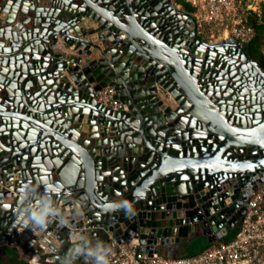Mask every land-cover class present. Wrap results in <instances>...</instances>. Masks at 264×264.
<instances>
[{"label": "water", "instance_id": "95a60500", "mask_svg": "<svg viewBox=\"0 0 264 264\" xmlns=\"http://www.w3.org/2000/svg\"><path fill=\"white\" fill-rule=\"evenodd\" d=\"M2 11L0 245L58 264L43 233L16 224L20 188L43 190L45 181L78 227L107 242L139 241L150 254L179 252L197 227L231 232L240 187L248 196L264 181V70L247 44L205 41L172 0H0ZM241 83L261 102L246 118L234 117L235 93L224 91ZM107 85L127 109L96 100ZM249 102L233 111L251 113ZM212 130L221 133L213 142ZM122 199L134 215L107 207ZM68 231L46 229L60 250Z\"/></svg>", "mask_w": 264, "mask_h": 264}, {"label": "built area", "instance_id": "2783aa9c", "mask_svg": "<svg viewBox=\"0 0 264 264\" xmlns=\"http://www.w3.org/2000/svg\"><path fill=\"white\" fill-rule=\"evenodd\" d=\"M187 1L191 2L194 7L201 2L200 8L203 10V16L193 13L199 34L202 20L215 21L223 17L227 10L236 6L235 0ZM259 1L264 3V0ZM254 34V27L248 24L240 25L239 28L234 29L233 38L242 44H247ZM116 94V88L111 85L101 87L94 92L96 100L103 106L112 110L127 109V105L117 98ZM251 186L252 184L249 185ZM244 190L247 188L240 187V191ZM242 192L238 198L232 200L241 201L232 214L236 211H241L242 214L233 228L236 232L230 239L219 241L230 232L219 238L217 230L212 229L211 232H207L210 243H212L210 246L195 254L176 256V253L169 254L167 250H157L150 254L139 241L120 242L111 237L109 242L112 248L110 264H264V181L248 196ZM230 218L231 216L222 222L223 226L227 225Z\"/></svg>", "mask_w": 264, "mask_h": 264}, {"label": "clouds", "instance_id": "9594fccd", "mask_svg": "<svg viewBox=\"0 0 264 264\" xmlns=\"http://www.w3.org/2000/svg\"><path fill=\"white\" fill-rule=\"evenodd\" d=\"M41 188L39 183L31 182L25 183L20 188L19 202L16 207V224L23 229L30 228L35 234L43 233L45 238L40 242L59 251L58 264H78L81 260L84 264H110L111 245L78 227L73 222L75 214L61 209L54 199V194L60 191L59 187L45 181L43 190ZM142 194V192L138 193V195ZM107 207L123 210L125 214H135L134 204L127 199L115 201ZM53 222L69 229L68 247L65 250H60L56 240L46 233V229Z\"/></svg>", "mask_w": 264, "mask_h": 264}, {"label": "rangeland", "instance_id": "374dc122", "mask_svg": "<svg viewBox=\"0 0 264 264\" xmlns=\"http://www.w3.org/2000/svg\"><path fill=\"white\" fill-rule=\"evenodd\" d=\"M172 1L175 4H178L177 0ZM235 2V8L227 10L223 17H220L212 22H208L206 20L201 21L199 34L201 38L207 42L213 43L229 39L233 37L235 28H239L240 25L248 24L247 19L250 15V10L261 13L262 3L259 0H235ZM200 5L201 2H198V6L195 7V11L193 13H198L203 16V10L200 8ZM179 8L186 11L181 4L179 5ZM231 234H233V231H231L228 235ZM209 242L210 240L208 236L205 235L200 228H194L191 235L182 237L180 243L181 249L176 253V256L195 254L209 244Z\"/></svg>", "mask_w": 264, "mask_h": 264}, {"label": "trees", "instance_id": "16d2710c", "mask_svg": "<svg viewBox=\"0 0 264 264\" xmlns=\"http://www.w3.org/2000/svg\"><path fill=\"white\" fill-rule=\"evenodd\" d=\"M183 8L190 13L195 11V7L187 0H177ZM248 25L254 27L255 34L250 42L247 43L248 52L252 59H254L264 70V3L261 4V13L250 10V15L247 19ZM233 234L226 235L219 241L230 239L236 232L232 230ZM209 242L204 248L210 246ZM80 262V261H78ZM0 264H51L41 262L35 258V253L29 249L18 246L16 244L0 245Z\"/></svg>", "mask_w": 264, "mask_h": 264}, {"label": "bare ground", "instance_id": "6f19581e", "mask_svg": "<svg viewBox=\"0 0 264 264\" xmlns=\"http://www.w3.org/2000/svg\"><path fill=\"white\" fill-rule=\"evenodd\" d=\"M236 61H239V60H236ZM209 72H206V73H209V76L211 75L210 73L212 72V69H209L208 70ZM216 72L217 71H219L218 69L217 70H215ZM216 74V73H215ZM239 76H241V75H239ZM239 79H240V77H239ZM231 89H232V91H231ZM245 89H247L246 91H245ZM224 91H225V93H229V95L231 96L233 93H235V97L233 98V101L235 102L236 100H240L238 97H242V100H243V102L245 103V100H248V102H249V104H248V106L247 107H251L252 108V111H251V113L249 112V111H247V112H244L243 111V113L242 112H240V110H239V108L238 109H236V112L235 111H233V109H235V105H240L241 103H237V104H234V102H232L231 103V105H232V111L231 112H233L232 114L234 115V117L236 116V114H238V113H241L240 115H237L238 116V118L239 117H244V118H246V115H245V113H249V115H251L252 113H258L259 111H261V109L260 110H258L257 109V105L258 106H261V102H253V104H252V95H251V88H249V87H246V86H244L242 83L240 84V86H238V88H237V86L235 87V88H229V89H224ZM240 91H242V92H240ZM256 96V95H255ZM238 102V101H237ZM244 103H242L241 105H243ZM243 108H245V107H243ZM193 112L195 113V115L198 117V119L201 121V123H202V120L203 121H205L208 117L204 114V113H202L200 110H197V109H194L193 110ZM262 118V117H261ZM206 128H208V127H206ZM216 130V129H215ZM213 131V134H211V138H213L212 139V141L211 142H213L215 139H217V137H216V135L215 134H218L219 132H215L214 130H212ZM218 135H220L221 136V133H219ZM223 137V136H222ZM248 149H246V151H247ZM242 151H244L243 150V148H242ZM259 161L261 160V161H264V160H262L261 158H259L258 159ZM262 165V168L264 169V163H262L261 164ZM263 175H264V173H263Z\"/></svg>", "mask_w": 264, "mask_h": 264}, {"label": "crops", "instance_id": "0c3cea01", "mask_svg": "<svg viewBox=\"0 0 264 264\" xmlns=\"http://www.w3.org/2000/svg\"><path fill=\"white\" fill-rule=\"evenodd\" d=\"M176 5H177V7L179 8V5H180V4L178 3V4H176ZM6 15H7V14H6L5 12L2 11V12L0 13V18H4V17H6ZM58 43H59L60 45H62V41H61V40H59ZM63 47H64V46H63ZM87 129H89V127H88L87 125L83 127V130H84V131H86ZM83 134H84V133H83ZM33 235L38 236L39 234H33ZM106 242H107V241H106ZM107 243L109 244V242H107ZM16 245H17V244H16ZM18 246H20V245H18ZM21 247H24V246H21ZM24 248H26V247H24ZM26 249H28V248H26ZM203 249H204V248H203ZM203 249H201V250H203ZM29 250H30V249H29ZM201 250H200V251H201ZM198 252H199V251H198ZM196 253H197V252H196ZM78 264H84L83 260H81L80 262H78Z\"/></svg>", "mask_w": 264, "mask_h": 264}, {"label": "snow or ice", "instance_id": "6c2138e0", "mask_svg": "<svg viewBox=\"0 0 264 264\" xmlns=\"http://www.w3.org/2000/svg\"><path fill=\"white\" fill-rule=\"evenodd\" d=\"M261 143H264V141H261ZM261 163H264V161H261ZM247 167H251V165H246ZM235 167V165H233Z\"/></svg>", "mask_w": 264, "mask_h": 264}]
</instances>
